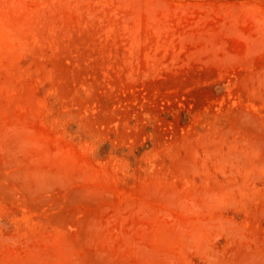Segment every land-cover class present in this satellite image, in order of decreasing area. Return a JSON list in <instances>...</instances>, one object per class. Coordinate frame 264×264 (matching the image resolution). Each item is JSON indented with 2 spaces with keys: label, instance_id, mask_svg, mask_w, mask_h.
<instances>
[{
  "label": "rangeland",
  "instance_id": "1",
  "mask_svg": "<svg viewBox=\"0 0 264 264\" xmlns=\"http://www.w3.org/2000/svg\"><path fill=\"white\" fill-rule=\"evenodd\" d=\"M0 264H264V0H0Z\"/></svg>",
  "mask_w": 264,
  "mask_h": 264
}]
</instances>
